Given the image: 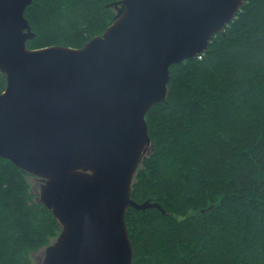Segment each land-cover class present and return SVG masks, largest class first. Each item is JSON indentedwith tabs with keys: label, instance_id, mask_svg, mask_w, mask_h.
<instances>
[{
	"label": "water",
	"instance_id": "water-1",
	"mask_svg": "<svg viewBox=\"0 0 264 264\" xmlns=\"http://www.w3.org/2000/svg\"><path fill=\"white\" fill-rule=\"evenodd\" d=\"M246 0H121L81 49L30 50L33 0H0V158L42 181L61 227L42 264H132L126 213L150 155L146 115L166 102L170 68L205 53Z\"/></svg>",
	"mask_w": 264,
	"mask_h": 264
},
{
	"label": "trees",
	"instance_id": "trees-1",
	"mask_svg": "<svg viewBox=\"0 0 264 264\" xmlns=\"http://www.w3.org/2000/svg\"><path fill=\"white\" fill-rule=\"evenodd\" d=\"M118 1L33 0L27 47L83 48ZM146 122L152 150L132 199L161 209H128L132 264H264V0H246L205 53L170 68ZM30 177L0 158V264H33L61 232Z\"/></svg>",
	"mask_w": 264,
	"mask_h": 264
},
{
	"label": "rangeland",
	"instance_id": "rangeland-1",
	"mask_svg": "<svg viewBox=\"0 0 264 264\" xmlns=\"http://www.w3.org/2000/svg\"><path fill=\"white\" fill-rule=\"evenodd\" d=\"M29 181H30V184H31V187H32V190L33 192L38 196L39 198V195H40V191H41V186H42V181L36 177H33L31 176L29 178ZM57 240L56 239H52L49 243V245L41 248L40 250L34 252L32 254V261H33V264H42L43 263V260L45 258V255H46V250L49 246L53 245L55 243V241Z\"/></svg>",
	"mask_w": 264,
	"mask_h": 264
}]
</instances>
